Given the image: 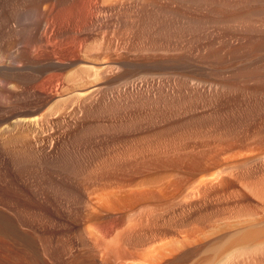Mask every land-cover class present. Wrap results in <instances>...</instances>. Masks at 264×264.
<instances>
[{
	"label": "bare ground",
	"instance_id": "1",
	"mask_svg": "<svg viewBox=\"0 0 264 264\" xmlns=\"http://www.w3.org/2000/svg\"><path fill=\"white\" fill-rule=\"evenodd\" d=\"M30 1L0 0V264L264 248L238 219L264 203V0Z\"/></svg>",
	"mask_w": 264,
	"mask_h": 264
},
{
	"label": "rangeland",
	"instance_id": "2",
	"mask_svg": "<svg viewBox=\"0 0 264 264\" xmlns=\"http://www.w3.org/2000/svg\"><path fill=\"white\" fill-rule=\"evenodd\" d=\"M23 1H24L25 4H30V2H31L30 0H27L28 2L26 0H23ZM43 4H45V6H47V5L48 6L47 7H43L42 6ZM49 6L52 7L51 10H50ZM71 6H68L70 8V10L68 8L69 11L74 10V4L73 3H72ZM57 7H58V10H57ZM41 8L42 9H47V10L52 12L53 18L55 20L52 19V18H50V19L52 21H54V22H56L58 20V16H56V14L58 13L57 15H60L62 13L63 9H64V8L62 9V6L61 5L59 6V3L55 2V1L54 2L53 1H44V2L41 3ZM71 8H73V9H71ZM53 10L56 11L55 14L53 13L54 12ZM58 11L59 12L61 11V13H59ZM49 37L50 36L47 35L46 38H44V39H47V42H48L47 43L44 40L45 41V43H44L45 45H48L50 42H51V44H53V43H55V41L57 39L55 36H53V37L51 36L50 38ZM57 41L58 42L60 41L59 37H58ZM44 44H42V45H44ZM51 44H49V45H51ZM238 219L247 220L249 224H256L258 226L264 225V203H253V204H250L249 206H247L245 208V210L242 211V213L238 216ZM261 240H264V238L255 240L254 244H256L257 242H259ZM225 252L223 254L222 253L218 254V256H220V257L217 256L218 258L217 257H215V258L211 257L212 259L213 258L214 259L212 260L210 258V260L208 261L210 263H206V264H224V262H225V264H228V262L230 263L231 261H232V264H264V248H258V247H255V245H253L251 248H248L246 250L245 249L237 250L236 252H238V254L236 253V255L235 254H233V255L230 254L229 251L227 253H225ZM229 254L231 255L230 256L231 258L228 257ZM226 258H228L230 260L228 261V259H226ZM224 259H226V260H224Z\"/></svg>",
	"mask_w": 264,
	"mask_h": 264
}]
</instances>
